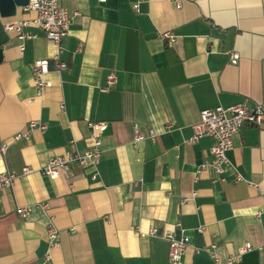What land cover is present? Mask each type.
<instances>
[{
    "label": "crops",
    "instance_id": "crops-1",
    "mask_svg": "<svg viewBox=\"0 0 264 264\" xmlns=\"http://www.w3.org/2000/svg\"><path fill=\"white\" fill-rule=\"evenodd\" d=\"M137 1L59 0L78 12L60 44L67 67L59 72L57 48L40 28L26 26L35 36L24 40L3 28L34 13L0 15V172L35 170L0 191V264H173L166 238L140 234L153 225L188 236L180 264H228L247 242L264 244V198L252 185L264 188V118L233 137L222 180L209 167L197 172L213 139L189 141L201 110L261 103L264 0H141L134 10ZM165 31L172 42L160 37ZM37 59L50 65L42 91L31 80ZM110 73L115 82L103 92ZM31 120L46 128L14 141ZM88 122L107 125L96 168L42 174L52 157L91 146ZM134 128L153 130L155 141L133 146ZM18 207H30L26 217ZM50 222L59 245L46 261ZM210 244L218 263L204 250ZM231 264H264V249Z\"/></svg>",
    "mask_w": 264,
    "mask_h": 264
},
{
    "label": "built area",
    "instance_id": "built-area-1",
    "mask_svg": "<svg viewBox=\"0 0 264 264\" xmlns=\"http://www.w3.org/2000/svg\"><path fill=\"white\" fill-rule=\"evenodd\" d=\"M104 2L105 0H99ZM141 0L132 4L134 10H138V4ZM177 7L181 6L180 0H174ZM23 11L34 13V17L24 19L17 22H8L3 25L6 31L15 32L20 40L33 38L35 35L24 31V28L29 25H35L40 28L46 35L47 40L56 46L57 51L53 55L55 63L53 68L56 71L63 70L67 67L66 61L61 58V41L68 34L69 26L72 18L78 14L76 11L70 12L62 6L59 0H28L27 5L21 7ZM160 37L167 40L168 43L174 40V36L170 32L165 31L160 34ZM20 53L24 50V46L20 45ZM232 63L237 62V56L232 55ZM50 71L48 59H37L32 63L31 80L37 90L42 91L48 85L45 80L46 74ZM115 82L114 73H110L106 77V83L101 88V91H107ZM60 108H64L63 102L60 103ZM264 118V95L260 104L250 107L246 102L233 104L227 107L216 106L211 109L200 111L199 119L192 124L193 133L189 141H198L202 137H210L213 139V145L210 148L211 160L200 166L197 172L204 167L211 168L217 175V179L222 180L224 167L228 164L226 157L227 150L232 148L233 137L239 133L240 129L246 125H258ZM88 127L91 128L92 144L83 152L65 151L63 154L56 155L49 159L46 164L39 170L42 174L57 178L62 175L65 178L70 177V169L72 167L90 166L96 168L101 155V140L100 134L106 130L107 125L104 122H88ZM169 127V125L167 126ZM46 125L38 120H31L27 123L26 128L22 132H17L12 136L14 141L28 140L30 134L34 130H43ZM149 138L155 141L156 134L153 130H149L147 135L140 132L138 128H134V138L132 145L136 146L138 142ZM7 143L0 144V153L5 154ZM35 170L30 166H24L19 172L2 171L0 172V191L10 189L15 180L22 178L25 175L33 173ZM93 175L92 178H95ZM258 191L259 195L264 198V188L258 184H252ZM195 192L191 193L194 196ZM188 197H183L181 202H185ZM41 213H44L47 208V203L38 205ZM30 211V207H18L15 213L21 217H26ZM204 228L201 226L198 231ZM73 232V228L70 229ZM142 236H161L168 240V260L173 264H180L183 254L189 242L188 236L182 234L179 238H174L169 230H159L157 226H151L147 232H141ZM47 248L44 254V259L50 261L51 251L59 245V230L50 222L46 229ZM264 249V244L252 246L250 242L244 244V247L239 250V253L225 257L228 264L240 260L241 255L252 249ZM204 250L211 256L215 262L221 261V256L216 252V245L210 244L204 247Z\"/></svg>",
    "mask_w": 264,
    "mask_h": 264
},
{
    "label": "water",
    "instance_id": "water-1",
    "mask_svg": "<svg viewBox=\"0 0 264 264\" xmlns=\"http://www.w3.org/2000/svg\"><path fill=\"white\" fill-rule=\"evenodd\" d=\"M28 0H0V15L2 17H14L17 13V8L27 5ZM2 52L0 49V61Z\"/></svg>",
    "mask_w": 264,
    "mask_h": 264
}]
</instances>
